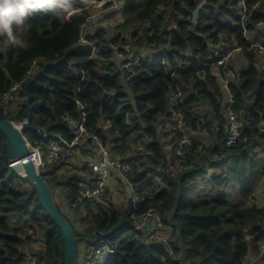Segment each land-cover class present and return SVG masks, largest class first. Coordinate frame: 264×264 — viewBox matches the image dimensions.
Masks as SVG:
<instances>
[{"label":"trees","instance_id":"16d2710c","mask_svg":"<svg viewBox=\"0 0 264 264\" xmlns=\"http://www.w3.org/2000/svg\"><path fill=\"white\" fill-rule=\"evenodd\" d=\"M64 1L62 7L57 0H0V116L27 121L31 127L23 133L33 146L47 143L39 129L73 140L84 118L86 130L97 133L114 157L126 158L139 187L153 193L140 205L139 214L154 207L174 231L171 241H148L145 232L123 225L131 206L84 198L87 181L80 169L92 175L88 162L79 166L62 153L41 173L55 199L62 196L74 213L75 221L68 219L77 234L93 240L98 232L96 243L108 239L117 247L105 264H247L251 254L259 260L254 264H264V207L249 205L260 180L244 178L253 161L249 148L256 139L264 141V68L258 65V48L245 37L237 4L207 0L194 23V11L203 0H125L126 20L113 27L114 33L101 28L93 38L110 46L100 54L107 61L114 57L115 46L128 40L131 50L156 52L154 60L145 59L131 74L114 60L103 66L90 48L76 49L88 12L68 17L66 13L80 8L83 0ZM247 3L244 23L257 34L264 27V0ZM222 41L242 46L247 62L229 84L234 108L244 111L245 120L243 134L232 147L226 144L225 93L211 58ZM20 82L13 98L4 100L3 95ZM174 94L180 96L176 113ZM178 115L193 129L205 130L216 145L201 148L187 141V162L180 163L173 153L169 167L159 124ZM173 135L174 142L184 137L181 132ZM95 148L94 141L85 138L75 151L88 155ZM9 149L0 130V264L33 257L45 264H65L63 230L46 213L36 186L10 165ZM229 154L241 166L238 179L247 180V187L238 185L241 200L230 196V175L204 178L202 190L188 182L207 173L204 155ZM258 175L262 179L264 171ZM154 178L157 184L148 183Z\"/></svg>","mask_w":264,"mask_h":264},{"label":"built area","instance_id":"2783aa9c","mask_svg":"<svg viewBox=\"0 0 264 264\" xmlns=\"http://www.w3.org/2000/svg\"><path fill=\"white\" fill-rule=\"evenodd\" d=\"M231 1L237 4V16L243 23L245 37L249 41L250 46L252 48H258L259 50L258 65L264 68V27L259 30L257 34L248 30L244 23L248 12L247 0ZM124 3L125 0H83L80 8L70 11L68 17H72L74 14L81 13L85 10L88 12L87 19L81 28L76 49L81 50L90 48L92 50V56L101 64L105 63L106 60L101 58L100 54L104 51H108L110 46H102L99 43V39H94L93 37H96L98 30L105 28L101 25L103 19L101 13L109 9H114L118 7L119 4H121L123 8ZM169 28H172V26L170 25ZM114 31L115 30H113V33ZM124 36L127 37V34L125 33ZM124 46H115L114 62L120 70H126L128 73H135L145 59L149 58L150 61H152L156 57V52L150 49H146L144 53H141L139 51L130 50ZM120 48H122V50ZM242 50L243 47L238 44L222 41L220 44L214 46L211 54V58L216 62L214 67L215 75L219 78L225 93L224 105L228 118V136L226 144L229 147L235 146L239 142L245 129V120L243 118L244 111L234 108V100L229 88L230 80L235 75V68L233 67V64L236 62L235 55L241 53ZM20 86L21 82L15 83L11 89L3 95L4 100L13 98ZM70 122L74 123L73 120H70ZM85 122L86 120L83 118L75 138L71 141L59 134L39 129V134L47 139V143L45 146L42 144L33 146L28 141L31 147V153L27 158L35 163L39 171H42L47 166L58 162L62 153L74 159L76 152L75 147L80 145L85 138L92 139L96 144V148L94 152L87 155L86 161L93 174L90 183L85 184L82 196L90 200L108 203L112 198L109 181L114 174L120 175L128 185L130 203H128L127 207L131 206L130 217L123 222V225L131 230L145 232L148 241H171L174 236L173 228L165 225L162 215L156 208H150L145 213L139 214L140 205L151 198L153 193L148 188L139 187V183L136 182L135 178L132 176L133 168L127 159L114 157L111 154L110 147L104 144L97 133L86 130L84 126ZM14 123L21 130L31 127L27 121H14ZM172 130H177V126L172 122L159 124V131L162 134L171 132ZM190 140L193 139L183 137L176 138L175 142L173 141L175 144L173 153L182 164L187 162V154L183 150V146L185 142ZM116 252L117 247L108 239L99 244H92L88 240H83L79 243L76 264H105ZM19 264H45V261L33 257L27 258Z\"/></svg>","mask_w":264,"mask_h":264},{"label":"crops","instance_id":"0c3cea01","mask_svg":"<svg viewBox=\"0 0 264 264\" xmlns=\"http://www.w3.org/2000/svg\"><path fill=\"white\" fill-rule=\"evenodd\" d=\"M240 55L242 56L241 53H240ZM241 59H242V65L245 66L247 63L246 59L243 56ZM242 65L237 66L236 62H235L233 67L235 68V71L237 72V70H241V68L243 67ZM255 97H256V95H255ZM179 98H180L179 94H174L172 96V102H173L172 109L174 110V113H176V111L174 109L175 103L179 100ZM207 111L208 110L206 108H204L202 110L203 114H205ZM167 122H172L174 125L177 126L176 131L172 130L171 132L163 133L165 135V138L163 135L164 144L168 150V154H169V158H170L169 167H171V165L174 164V161L171 160L173 157V149H172L173 139H174L173 134H175L177 132H181L184 134V137L191 138V139L195 140L196 142L200 143L201 148H206V147L211 148V147H214L216 145L215 142L213 141V139H211L209 137L208 133L205 130H200V129L195 130L192 127L188 126L181 115H178L177 117H175L173 119H169V120H166V121L161 122V123H167ZM261 128H262V131H264V122L262 123ZM168 133H170V134H168ZM249 152L253 157V161L250 163V167H256L259 169V172L262 173L264 171V141L256 139L254 141V143L252 144V146L249 148ZM234 156L235 155L229 154V155H225V157H223V158H219V157L209 158L207 155H204L203 156V162L205 163V166L207 168L206 174H208V175L209 174H212V175L213 174H220V175H223L224 178H227L226 172L222 170V163L227 158H233L234 161L237 162L238 158L234 157ZM86 160H87V155H83V154H80L79 152H77V153L75 152V158L72 159L71 162L74 164H79V166H82V164H81L82 161H86ZM216 171H218V172H216ZM80 172H83V174L85 176V180L87 181V184L90 183L92 175H89L86 171H81V169H80ZM214 172H216V173H214ZM247 173H248V171H247ZM206 174L197 175V177H195V179H193L194 183H191V185H197L200 190L204 189L205 185L200 183V181L205 180L204 178L208 179V177H206ZM191 178H193V177H191ZM250 180H251V178H250ZM255 180H260V181H259L257 187L255 189L253 188V190H252L253 192L250 195L249 205H257L259 207H264V200H263L264 194H262V192L264 191V176L262 177V179L255 178L254 181ZM158 181H159L158 178H154L153 180L149 181L148 183L157 184ZM239 181H240V183H242L244 186L247 187V185H246L247 180H239ZM109 187H110V190L112 192V199H114V202L119 201L118 204H116V205L121 207V208L122 207L124 208V206L127 207L128 203H129L128 185L126 184L124 179L120 175L114 174L109 181ZM237 190L239 191V194L241 197L243 195V193H242L239 186H238ZM125 195L128 198V201L126 204L123 202ZM58 196H59V201H60L61 207H62L61 210L68 217L69 214H67V210L70 209V213H72L71 208L68 206L67 202L64 200V198L62 196H60L59 194H58ZM120 198H122V199H120ZM263 248H264V246H263ZM252 257L255 258L254 262H256V260L258 259L257 256L254 255ZM246 263H247V261H246Z\"/></svg>","mask_w":264,"mask_h":264},{"label":"water","instance_id":"95a60500","mask_svg":"<svg viewBox=\"0 0 264 264\" xmlns=\"http://www.w3.org/2000/svg\"><path fill=\"white\" fill-rule=\"evenodd\" d=\"M206 4L207 0H203L194 11V23H197L200 12ZM0 130L6 134L10 146V165H12L15 171L36 186L38 196L46 213L63 230L66 250L65 264H76L79 243L83 240H88L93 244L96 243L98 232H95L96 237L93 240L85 239L83 236L77 234L72 222L59 208L49 182L43 177L41 171L37 169L35 163L27 158L31 153V147L23 133L24 130L18 128L13 121L3 120L1 116Z\"/></svg>","mask_w":264,"mask_h":264},{"label":"rangeland","instance_id":"374dc122","mask_svg":"<svg viewBox=\"0 0 264 264\" xmlns=\"http://www.w3.org/2000/svg\"><path fill=\"white\" fill-rule=\"evenodd\" d=\"M57 1H60L61 2L62 7L65 6L64 5L65 4V1L64 0H57ZM66 15L68 16V13H66ZM101 15L103 16L101 25L103 27H105V28H112V30H113V27L121 24L122 22H124L126 20V18L124 16V6L122 8V5L121 4H119V6L116 7V8H114V9H109V10L104 11L103 13H101ZM127 38H128V34H127ZM128 42H129V44L128 45H125L124 47H127L128 49L131 50L132 45H131V43H130L129 40H128ZM241 58H242V56L240 55V53H238V54L235 55V59H236L235 61H236V65L237 66H241L242 65V59ZM114 59H115L114 57H111L108 61L106 60V62L103 63V66H107ZM222 170L226 172L227 176L230 175V178H233V180H232L233 182H231L230 188L228 190L229 193H230L231 198L233 200H237V201L241 200L239 191L237 190L240 181H239L238 177L236 176V173L241 171L240 164L237 163V162H235L233 158H227L222 163ZM216 172H218V171H216ZM216 172H214V173H216ZM258 173H259V169L258 168H256V167H250V170H248V173H247V175L244 178H251V180L253 181L255 178H259L260 177V175H258ZM211 176H212V174H209V175L206 174V177H208L209 179L212 178ZM188 182L189 183H194V180L193 179L192 180L189 179ZM262 194H264V191L262 192ZM120 199H122V198H120ZM111 200L114 201V199H112V198H111ZM123 200H124L123 202L126 204L127 201H128V198H127L126 195L124 196V199ZM263 200H264V197H263ZM56 201L61 205V203L59 201V196L58 195L56 196ZM118 202L119 201H115L114 203L115 204H118ZM71 212H72V210H71ZM67 214H69L70 218L73 221H75V215H74L73 212L70 213V209L67 210ZM77 226H78V224L76 223V227ZM79 230H81V229L79 228ZM254 255L255 254H251L247 258V264H254L257 261H259L257 259L256 262H254L255 261L254 260L255 258L252 257Z\"/></svg>","mask_w":264,"mask_h":264}]
</instances>
